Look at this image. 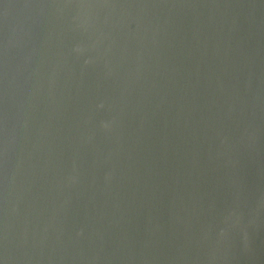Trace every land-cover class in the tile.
I'll list each match as a JSON object with an SVG mask.
<instances>
[{"label": "water", "instance_id": "1", "mask_svg": "<svg viewBox=\"0 0 264 264\" xmlns=\"http://www.w3.org/2000/svg\"><path fill=\"white\" fill-rule=\"evenodd\" d=\"M0 264H264V0H0Z\"/></svg>", "mask_w": 264, "mask_h": 264}]
</instances>
